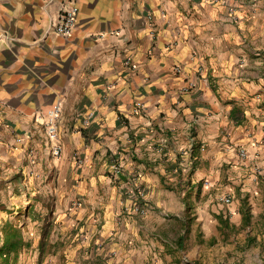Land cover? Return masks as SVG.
I'll return each mask as SVG.
<instances>
[{
  "label": "crops",
  "instance_id": "1",
  "mask_svg": "<svg viewBox=\"0 0 264 264\" xmlns=\"http://www.w3.org/2000/svg\"><path fill=\"white\" fill-rule=\"evenodd\" d=\"M65 1L0 0V160H48L45 122L61 106L81 237L68 264H264V0H76V29L60 36L50 23ZM214 156L234 165L239 198L200 220L202 185L180 176L197 160L206 176Z\"/></svg>",
  "mask_w": 264,
  "mask_h": 264
},
{
  "label": "rangeland",
  "instance_id": "2",
  "mask_svg": "<svg viewBox=\"0 0 264 264\" xmlns=\"http://www.w3.org/2000/svg\"><path fill=\"white\" fill-rule=\"evenodd\" d=\"M29 153L25 151L23 155L18 156L12 154L7 159L0 160V234L5 233L11 225L17 227L23 234L25 245L15 264L73 263V255L78 248L77 243L81 240L80 235L72 233L75 229H71L72 214L68 213L70 212L69 197L72 195L70 191L75 190L69 185L75 177V172L72 168H61L62 153L51 155L50 148L48 160L40 158L34 161ZM212 160L214 165L208 166L207 163L208 165L199 167L205 169L206 176L198 175L199 170L196 166L199 165V160L195 161L194 168L190 170L185 168L186 171L181 172L180 176L186 186L188 183L192 186L194 182L202 185L196 189V195L191 198V206L194 207V212L200 220H204L202 215H212L217 205H228L224 202V198L230 196L232 202L239 198L240 188L234 183L235 174H237V171L233 169L234 165L225 162V165L221 166L216 163L220 160L219 156H214ZM219 175L220 178H217ZM230 187L234 189L232 195L225 194ZM209 192L212 196L217 192L221 195L215 201H211ZM20 210L23 212L17 216ZM250 222L252 223L251 220L246 221L248 225ZM208 224L211 223L208 222ZM98 229L101 231L100 225ZM234 233L230 231V234L223 238V233L216 231L220 242L235 243L241 240L242 237ZM100 235L101 232L97 235L98 239ZM194 237L195 235L193 239ZM111 242H114L111 238L99 240L100 249ZM224 252L226 251L221 253L222 256H225ZM228 255L231 257L234 254L231 252ZM187 259L190 260L188 257Z\"/></svg>",
  "mask_w": 264,
  "mask_h": 264
},
{
  "label": "built area",
  "instance_id": "3",
  "mask_svg": "<svg viewBox=\"0 0 264 264\" xmlns=\"http://www.w3.org/2000/svg\"><path fill=\"white\" fill-rule=\"evenodd\" d=\"M216 3L222 2L225 0H213ZM243 4H248L249 0H238ZM252 0H250L251 2ZM230 14L233 16L234 20H238L239 17L237 15V7L230 6ZM79 6L76 0H66L60 7L59 13L56 17L52 18L50 23V31L60 36H71L77 26L78 23V15H79ZM176 70L178 72L181 71L180 67H177ZM62 108L59 104L55 105L47 114V120L45 122L47 139L50 146L51 155H60L62 153V145L60 142V130H59V120L61 115ZM94 113L90 114V118L93 117ZM49 151V150H48ZM49 153V152H48ZM77 156V155H76ZM239 156L241 159H246L248 157V152L245 148L241 147L239 149ZM77 162L79 164H83L84 160L81 158H77ZM111 169L113 177H119L123 174V166L121 161L117 159H113L111 162ZM138 177H132V181L137 182ZM141 195V193H139ZM142 196V195H141ZM224 202L226 204L232 203V198L226 197L224 198ZM137 211L141 213H146V210L142 208L140 205L135 208Z\"/></svg>",
  "mask_w": 264,
  "mask_h": 264
},
{
  "label": "trees",
  "instance_id": "4",
  "mask_svg": "<svg viewBox=\"0 0 264 264\" xmlns=\"http://www.w3.org/2000/svg\"><path fill=\"white\" fill-rule=\"evenodd\" d=\"M23 210L16 215L19 216ZM20 218V217H19ZM25 245L21 231L11 225L3 234H0V264H15Z\"/></svg>",
  "mask_w": 264,
  "mask_h": 264
}]
</instances>
